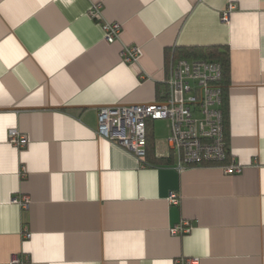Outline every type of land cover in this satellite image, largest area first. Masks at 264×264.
<instances>
[{
  "label": "crops",
  "instance_id": "obj_1",
  "mask_svg": "<svg viewBox=\"0 0 264 264\" xmlns=\"http://www.w3.org/2000/svg\"><path fill=\"white\" fill-rule=\"evenodd\" d=\"M98 2L101 20L89 15ZM104 21L122 24L117 41ZM129 44L143 47L138 61H124ZM212 46L229 49L226 135L241 173L178 170L156 121L151 152L171 163L97 134L101 106L162 102L174 51ZM12 128L27 146L10 142ZM185 221L191 231L172 234ZM16 257L264 264V0H0V264Z\"/></svg>",
  "mask_w": 264,
  "mask_h": 264
},
{
  "label": "built area",
  "instance_id": "obj_2",
  "mask_svg": "<svg viewBox=\"0 0 264 264\" xmlns=\"http://www.w3.org/2000/svg\"><path fill=\"white\" fill-rule=\"evenodd\" d=\"M236 4L231 2L222 12V21L230 22ZM95 19H103V4L95 3L89 10ZM105 40L117 41L122 34L120 22L104 21ZM139 44L125 45L122 50L125 62L138 61L143 55ZM222 63L198 58H177L172 56L162 102L153 101L138 104L105 105L99 108L97 134L117 143L144 161L148 151V124L167 120L170 124L168 143L172 148L178 170L193 167H220L227 174H239L243 170L231 152L226 135L224 113V90ZM9 140L19 148L27 146L29 136L12 128ZM178 192L170 194V201L180 203ZM13 201L28 208V196H15ZM191 231L188 221L171 229L172 234ZM24 235L31 234L26 229ZM190 260L188 264H195ZM13 264H29L19 257Z\"/></svg>",
  "mask_w": 264,
  "mask_h": 264
},
{
  "label": "trees",
  "instance_id": "obj_3",
  "mask_svg": "<svg viewBox=\"0 0 264 264\" xmlns=\"http://www.w3.org/2000/svg\"><path fill=\"white\" fill-rule=\"evenodd\" d=\"M174 56L177 58H198L205 60H213L222 63L223 66V78L221 81V85L224 90V113L226 117V125H228V100L226 91L229 86V78H230V55L228 47L218 48L215 46L208 48H200V47H184L179 48L174 51ZM151 124V123H150ZM153 134L148 131V151L145 157L146 163H171L173 160V156L170 157H157L154 153L151 152L152 147Z\"/></svg>",
  "mask_w": 264,
  "mask_h": 264
},
{
  "label": "rangeland",
  "instance_id": "obj_4",
  "mask_svg": "<svg viewBox=\"0 0 264 264\" xmlns=\"http://www.w3.org/2000/svg\"><path fill=\"white\" fill-rule=\"evenodd\" d=\"M156 134L158 136H166L170 132V124L167 120H158L155 123Z\"/></svg>",
  "mask_w": 264,
  "mask_h": 264
}]
</instances>
